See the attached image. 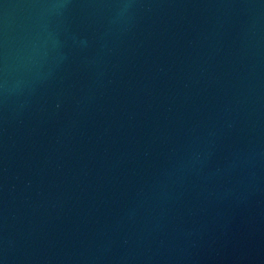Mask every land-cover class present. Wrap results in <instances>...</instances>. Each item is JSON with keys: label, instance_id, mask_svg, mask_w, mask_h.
Returning <instances> with one entry per match:
<instances>
[{"label": "water", "instance_id": "1", "mask_svg": "<svg viewBox=\"0 0 264 264\" xmlns=\"http://www.w3.org/2000/svg\"><path fill=\"white\" fill-rule=\"evenodd\" d=\"M0 264H264V0H0Z\"/></svg>", "mask_w": 264, "mask_h": 264}]
</instances>
